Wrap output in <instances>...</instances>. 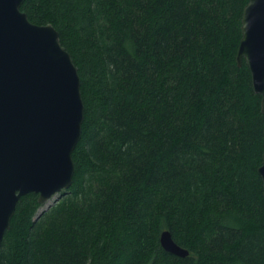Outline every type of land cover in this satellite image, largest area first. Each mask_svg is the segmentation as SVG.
<instances>
[{"label":"trees","instance_id":"obj_1","mask_svg":"<svg viewBox=\"0 0 264 264\" xmlns=\"http://www.w3.org/2000/svg\"><path fill=\"white\" fill-rule=\"evenodd\" d=\"M247 3L24 1L77 67L84 117L72 185L46 210L18 200L0 264H264V116L236 61Z\"/></svg>","mask_w":264,"mask_h":264},{"label":"water","instance_id":"obj_2","mask_svg":"<svg viewBox=\"0 0 264 264\" xmlns=\"http://www.w3.org/2000/svg\"><path fill=\"white\" fill-rule=\"evenodd\" d=\"M24 1L0 0V245L22 196L34 193L42 205L72 185L84 117L77 67L52 25L28 20ZM241 34L236 61H245L264 116V0H248ZM257 172L264 195V150ZM159 242L189 255L167 230Z\"/></svg>","mask_w":264,"mask_h":264},{"label":"rangeland","instance_id":"obj_3","mask_svg":"<svg viewBox=\"0 0 264 264\" xmlns=\"http://www.w3.org/2000/svg\"><path fill=\"white\" fill-rule=\"evenodd\" d=\"M60 196H61V194H56L50 200H48L46 203L42 204L40 211L45 210L48 207H50L52 204H54L60 198Z\"/></svg>","mask_w":264,"mask_h":264}]
</instances>
